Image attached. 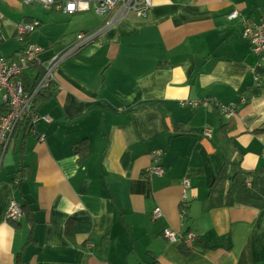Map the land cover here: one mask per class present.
I'll return each instance as SVG.
<instances>
[{"label":"crops","instance_id":"crops-1","mask_svg":"<svg viewBox=\"0 0 264 264\" xmlns=\"http://www.w3.org/2000/svg\"><path fill=\"white\" fill-rule=\"evenodd\" d=\"M62 4L40 14L0 0L2 56L30 43L46 61L97 34L0 151V264H264V62L244 38L264 0H153L147 17L110 26ZM36 20L19 44L18 26ZM43 71L26 70L27 91ZM208 100L239 108L226 119ZM4 105L0 93L1 116ZM241 184L250 200L234 196ZM13 201L21 220L8 219Z\"/></svg>","mask_w":264,"mask_h":264},{"label":"built area","instance_id":"built-area-1","mask_svg":"<svg viewBox=\"0 0 264 264\" xmlns=\"http://www.w3.org/2000/svg\"><path fill=\"white\" fill-rule=\"evenodd\" d=\"M29 5H43L47 9L57 6V0H23ZM61 9L66 14H75L78 12H87L93 10L98 16L105 18L104 26L111 25L110 18L114 14H137L147 17L149 11L153 7V0H62ZM239 18V13L234 12L229 16L230 20ZM40 26L38 20L31 23H21L17 29V35L24 41V37L30 35ZM96 33L80 34L78 41L67 47L64 51L54 57L44 61L42 54L44 49L37 44L27 43L25 49L16 58H7L0 55V92L2 93L5 104L9 106V112L0 117V151L5 152L9 146L10 138L14 134L18 124L25 119H31L32 129L37 122L38 116L33 111L35 99L40 93L48 88L56 80V68L63 60H66L85 47L88 41H92L96 37ZM244 38L250 41L254 48V52L260 55L261 61L264 62V19L260 25H248L244 31ZM0 25V45L3 41ZM39 65L44 69L42 75L38 78L30 91H27L23 84V76L27 69ZM234 110L229 111L230 113ZM34 132V131H33ZM206 136L210 137L211 132H207ZM3 158L0 157V166ZM156 173H163L161 168L155 169ZM155 173V172H154ZM155 173V174H156ZM188 200L184 201L182 207L186 205ZM182 217L187 216V211L181 213ZM154 218H160L162 212L157 208ZM24 217L22 206L13 201L8 210V219L10 221H18ZM172 235L168 237V233ZM166 238L170 242H177L179 234L175 230L166 229L164 231ZM193 236L188 237L187 241L191 245L195 243Z\"/></svg>","mask_w":264,"mask_h":264},{"label":"trees","instance_id":"trees-1","mask_svg":"<svg viewBox=\"0 0 264 264\" xmlns=\"http://www.w3.org/2000/svg\"><path fill=\"white\" fill-rule=\"evenodd\" d=\"M27 45V44H26ZM24 49H25V47H24ZM23 49V50H24ZM22 50V51H23ZM22 51L21 52H19L18 54H17V56L19 55V54H21L22 53ZM17 56H15L14 58H16ZM6 57V56H5ZM7 58H13V57H7ZM208 103H209V105H210V107H214V109L215 110H217L218 111V113H220L221 114V116H223L224 118L226 117V119H231L232 117H229V116H231L232 114L229 112V111H231V110H234L235 112H237L238 111V108H239V104L236 102V103H233L232 104V106L231 107H229V109L227 110V107H223V106H220L219 105V103L218 102H216V101H212V100H208ZM5 107V113L4 114H7V112H9V106L7 105V104H5L4 105ZM36 112V111H35ZM3 114V115H4ZM1 116V115H0ZM32 124V122H31V119H25V120H23L22 122H20L19 124H18V126H17V128H16V130H15V132L14 133H18L19 131H25V132H30L31 131V125ZM13 137V136H12ZM233 191V193H234V196L235 197H237V199L239 200V198H241L242 199V196H243V194L245 195L244 196V198L245 199H247V200H250V198L251 197H249V196H246V194H247V189L245 188V185L244 184H241V187L239 186L238 187V189H234V190H232ZM251 196H256L255 194H251ZM231 198H233V196H230ZM239 197V198H238ZM256 199L257 200H259L260 198H258L257 196H256ZM189 203L187 202L186 203V205L184 206V209H186V211H188L187 209H189ZM23 208V207H22ZM24 211V210H23Z\"/></svg>","mask_w":264,"mask_h":264},{"label":"rangeland","instance_id":"rangeland-1","mask_svg":"<svg viewBox=\"0 0 264 264\" xmlns=\"http://www.w3.org/2000/svg\"><path fill=\"white\" fill-rule=\"evenodd\" d=\"M31 8L35 9V11H36L37 13H40V14H43V13H44V14H51V11L48 10L47 8H44V6L41 5V4H39L38 7L31 6ZM43 18L45 19V22L47 23V22H48V17L45 16V17H43ZM49 20H50V19H49ZM38 21L40 22V26H41V21H40V20H38ZM50 21H51V20H50ZM52 21H54V20H52ZM40 26H39V27H40ZM39 27H37L36 30H37ZM36 30H35V31H36ZM35 31H34V32H35ZM32 33H33V32H32ZM32 33H31V34H32ZM16 39H17V41H18L19 44H21V43L24 44V42L21 41L20 38H16ZM3 50H4V48H3ZM11 51H12V50H11ZM0 55H3V54L0 53ZM0 93H1V92H0ZM0 117H1V116H0ZM187 219H188V218H187ZM187 219H186V220H187ZM171 235H172V232L168 233V237L171 236ZM165 237H166V236H165ZM166 239L168 240L169 238H166ZM169 240H170V239H169ZM169 240H168V241H169ZM194 240H195V239H194ZM169 242H170V241H169ZM170 243H173V242H170ZM174 243H176V242H174ZM198 244H199V243H198Z\"/></svg>","mask_w":264,"mask_h":264}]
</instances>
